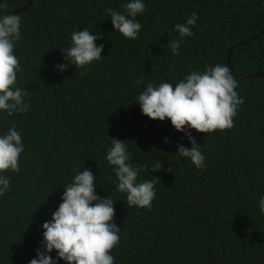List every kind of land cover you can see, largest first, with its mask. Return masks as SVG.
Returning <instances> with one entry per match:
<instances>
[{"label":"trees","instance_id":"1","mask_svg":"<svg viewBox=\"0 0 264 264\" xmlns=\"http://www.w3.org/2000/svg\"><path fill=\"white\" fill-rule=\"evenodd\" d=\"M26 2L0 0L7 4L0 13ZM127 2L32 0L17 14L22 72L16 87L28 92L31 107L12 116L0 110V135L15 123L25 149L19 173H0L10 179V190L0 196V264L37 258L43 223L62 202L64 186L85 168L96 177L97 194L116 201L115 264H264V74L234 75L245 102L232 129L191 130L205 156L203 169L177 154L179 145L192 147L185 133L170 120L143 115L137 102L148 83L175 86L193 71L228 66L230 47L235 73L264 71V30L237 44L263 28L264 0H144L136 39L116 32L106 13L109 7L123 12ZM192 12L198 16L194 35L181 37L175 25ZM85 28L100 36L104 59L61 72L57 65L69 63L61 49L71 46L72 32ZM170 39L182 41L179 55L168 48ZM111 138L125 141L133 167L149 166L138 182L155 181L151 208L129 207L127 194L116 191L114 166L106 159ZM157 161L163 168L152 172ZM50 255L58 257L55 250Z\"/></svg>","mask_w":264,"mask_h":264},{"label":"clouds","instance_id":"2","mask_svg":"<svg viewBox=\"0 0 264 264\" xmlns=\"http://www.w3.org/2000/svg\"><path fill=\"white\" fill-rule=\"evenodd\" d=\"M7 4H0V9ZM145 12L144 0H128L123 5V12L107 8L116 32L127 39H136L142 25L136 19ZM21 16L6 13L0 15V110L12 116L26 113L31 104L25 101L28 96L21 87H16L18 73L22 72L20 59L15 54V45L22 40ZM198 16L192 12L185 23H177L176 31L181 37L193 36L192 26L196 25ZM100 38L87 28L71 34V46L61 49L65 60L69 63L57 65L63 72L69 64L83 69L94 61L104 59V45L97 46ZM181 40L170 39L168 48L173 55H179ZM80 75H84L83 72ZM143 82V77L136 83ZM238 81L227 65L208 66L205 71H193L175 86L162 82L158 86L148 83L138 96V103L143 115L152 120H170L172 126L183 132L192 147L178 146L177 154L190 158L198 169H203L205 156L202 147L192 136L191 130L200 133H214L230 130L234 127V118L238 114L244 99L236 91ZM166 143L170 141L165 138ZM111 148L107 152L108 163L114 166L116 175V191L127 194V205L151 208L156 198L155 181L138 182L142 169L147 164L133 167L129 161V153L125 141L111 138ZM24 143L15 123L6 133L0 135V173L20 172V156L24 152ZM157 161L152 172L162 169ZM171 171L170 169H168ZM96 177L90 169L78 172L73 182L64 186L62 202L52 213V219L43 223L42 247L37 249V258L30 264H58L62 259L67 264H115L111 254L120 243V227L114 223L116 215L114 204L110 198H101L95 187ZM10 190L8 176L0 175V196ZM261 214H264V196L259 200ZM55 250L56 260L50 255Z\"/></svg>","mask_w":264,"mask_h":264},{"label":"water","instance_id":"3","mask_svg":"<svg viewBox=\"0 0 264 264\" xmlns=\"http://www.w3.org/2000/svg\"><path fill=\"white\" fill-rule=\"evenodd\" d=\"M31 2H32V0H27V2L23 6L14 8V9L8 11V12L0 13V15L6 14V13L18 14V13L22 12L23 10H25L30 5ZM263 30H264V26H263V28H261V30L258 33L254 34V35H252V36H250L248 38H245L243 40L238 41L237 44L246 43V42L252 40L258 34H260ZM230 52H231V47L229 48V50L227 52V58H226V60H227V64H228L229 68L231 69V72H232L233 75L238 76V77H242V76L243 77H252V76H257V75L264 74V71L252 72V73H247V74H238V73H235L233 71V69H232L231 62H230Z\"/></svg>","mask_w":264,"mask_h":264}]
</instances>
